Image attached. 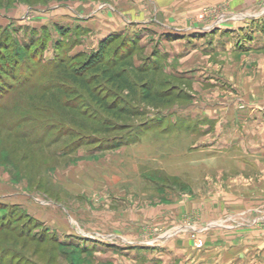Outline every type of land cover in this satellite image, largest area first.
Masks as SVG:
<instances>
[{
  "label": "rangeland",
  "instance_id": "374dc122",
  "mask_svg": "<svg viewBox=\"0 0 264 264\" xmlns=\"http://www.w3.org/2000/svg\"><path fill=\"white\" fill-rule=\"evenodd\" d=\"M170 3L172 11H165ZM66 6L82 9L83 21L102 12L130 24L161 19L204 31L264 19V0H0V185L12 184L23 197L20 203L0 201V264H163L178 235L186 234L200 251L215 239L213 232L247 240L248 264H264V139H210L196 115L201 101H219L223 91L240 94L221 75L264 85V51L203 57L200 45L191 59L204 73L187 78L193 66L185 53L175 58L172 47L168 53L154 47L156 37L112 32L122 39L105 58L134 50L135 64L149 65L140 79L152 82L155 102L137 98L140 116L112 117L129 127L88 140L73 118L51 109V92L25 85V95L16 93L36 70L44 75L40 84L56 82L49 77L52 63L39 60L61 55L76 66L85 57L72 56L97 47L94 30L60 19ZM31 53L34 59H25ZM100 87L107 86L102 81ZM78 96L61 94L72 104ZM22 116L26 120H18ZM7 122L25 132H7ZM62 221L72 227L70 234L59 233ZM76 230L85 236H74ZM123 232L134 242L123 243Z\"/></svg>",
  "mask_w": 264,
  "mask_h": 264
},
{
  "label": "crops",
  "instance_id": "0c3cea01",
  "mask_svg": "<svg viewBox=\"0 0 264 264\" xmlns=\"http://www.w3.org/2000/svg\"><path fill=\"white\" fill-rule=\"evenodd\" d=\"M146 1L150 3L151 0ZM160 1L163 2V0ZM166 6L169 10H165L162 7L161 9L159 8L160 11L162 9L172 11V3ZM77 7L66 6L63 10L64 13L59 15V17L66 22L71 21L68 25H74L75 23V25L80 24L90 31L94 30L95 34L93 36H95V40H93L92 47H96L102 38L112 32L122 30L128 31L132 37L136 36L139 40H143L149 36L156 37L154 47H159L162 50L161 53H168L170 50L168 48L172 47V50L169 51V56L176 58L180 52L185 53V56L187 55L186 59L190 60L189 67L193 66L185 74L187 78H193L196 76L195 74L203 72L195 69V62L191 59L196 56V53H200V50L196 48L200 47V45L203 47L202 52L204 54L201 52L203 57H210L211 54L215 53L244 54L246 52H243V50L248 48L253 53L264 51V19H261L260 16H257L255 20H236L229 26H227V23H220L218 24V29L204 31L198 26H180L177 22H162L161 19L152 21L151 19H145L143 22L130 24L129 20L125 21V18L121 19L119 17L116 19L117 16L115 14L114 17H106L102 12H96L89 21H83L79 18L81 17L80 12L83 10ZM147 10L150 9H145V12ZM98 20H103L102 24ZM97 31L98 35H96ZM203 77L206 76L204 75ZM221 77L230 84L236 93H240V96L235 95L233 97L227 95L226 91H223L224 94L222 95L224 96H221L219 101L210 102V104L206 101H203L204 103L201 101L200 104L202 106L196 110L197 114H195L202 118L198 125L202 126L203 131L207 133L205 136L207 135L210 139L225 138L243 141L264 139V85L251 84L249 81L239 77H228L226 75H221ZM206 81L212 83L213 79L209 78ZM12 189L14 188L10 183L9 185H0L1 202H21L19 200L23 199L22 195L18 196ZM222 201H224L225 205L228 202V197H225ZM56 225L54 226L57 227L59 233L64 235L70 234L67 231L72 230V227H69L67 224L65 225L63 221ZM124 230L127 232L128 229ZM126 232H123L125 235L122 236L123 243H129L131 239L132 242L134 238L129 237L128 240L129 234L126 235ZM228 232L227 235H233L234 233V231ZM213 233L212 237L215 239L212 242L206 243L205 247L200 251L195 250L193 242L186 234L178 235L170 245L171 256L169 257V261L163 259V264H248L249 260L246 256V251L248 252L252 248L248 246L249 242L247 240L241 237V240L238 241L225 235L216 237ZM75 235L85 236V232L77 231V233H74ZM123 243L121 242V244ZM111 245L115 246V244ZM145 250L144 252H146ZM114 255L116 254L113 252L112 256Z\"/></svg>",
  "mask_w": 264,
  "mask_h": 264
},
{
  "label": "trees",
  "instance_id": "16d2710c",
  "mask_svg": "<svg viewBox=\"0 0 264 264\" xmlns=\"http://www.w3.org/2000/svg\"><path fill=\"white\" fill-rule=\"evenodd\" d=\"M57 29L65 30L62 26H58ZM120 36L122 35L118 33L109 34L98 42L95 49L72 56L73 60L81 56L85 57L81 64L76 66L66 61L68 59L60 57L61 55L58 56V59L39 60V63L43 62L47 66L52 63L50 69L54 76L50 74L49 77L56 82L40 84L37 80L43 78L44 75H38L39 72L36 70L19 84L16 93L25 95L26 91L21 89L25 85L27 89L30 88L33 91L38 89L44 93L51 92V96L48 97L52 103L51 109L69 115L70 120L73 118L74 124L81 129V138L86 136L89 140L93 139L92 135L96 133L124 130L130 125L126 121L113 122L112 117L117 119L124 117L130 120L142 114L141 110L136 109L137 98L143 102L154 103L155 101L150 95L152 82L140 79V75L146 72L149 65L135 64L132 58L134 50L122 53L118 57L105 58L112 43L118 38L122 39ZM28 49V45L22 46L23 52H27ZM25 59H34V56L31 53ZM3 60V57H0V61ZM125 61H127L126 67L123 66ZM102 81L107 86L104 89L99 88ZM58 83L60 85H57ZM61 85L66 87H61ZM71 88L74 90L68 92ZM71 92L79 95L80 102L78 104H72L70 99L61 98V94L65 95ZM108 97L113 99L109 101ZM38 107L48 110L46 107ZM0 108L3 107L0 105ZM23 119L26 120L23 116L18 120ZM7 123V127L5 126L7 132L18 136L19 133L25 132L14 131L16 123Z\"/></svg>",
  "mask_w": 264,
  "mask_h": 264
}]
</instances>
